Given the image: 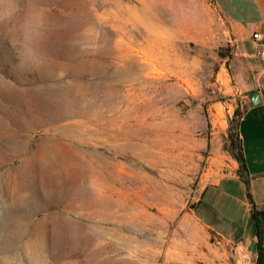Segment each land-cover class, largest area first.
Masks as SVG:
<instances>
[{
    "label": "rangeland",
    "instance_id": "1",
    "mask_svg": "<svg viewBox=\"0 0 264 264\" xmlns=\"http://www.w3.org/2000/svg\"><path fill=\"white\" fill-rule=\"evenodd\" d=\"M235 39L215 0H0V264H246L205 226L232 201L252 240L264 201L232 148L264 62Z\"/></svg>",
    "mask_w": 264,
    "mask_h": 264
},
{
    "label": "crops",
    "instance_id": "2",
    "mask_svg": "<svg viewBox=\"0 0 264 264\" xmlns=\"http://www.w3.org/2000/svg\"><path fill=\"white\" fill-rule=\"evenodd\" d=\"M244 1L247 3V6L245 7L242 4ZM215 2L218 8L228 18L232 26V31L236 38V49L238 48L240 43L250 40L254 32L260 31L264 33V0H215ZM238 11H244L245 15L243 13H241V15L243 14L242 16L238 15ZM235 56L242 57L243 55L238 52L235 54ZM236 83L240 88V93H242L240 100L238 134L241 138L242 147L244 149L247 160L250 159L251 162L256 163L259 162V159L264 158V142L261 140L259 134L261 130H263L264 124L261 125L262 127H259L257 124H255L258 120L264 121V100L261 94H259L262 102L256 105L252 103L250 95L257 87V79L254 83L246 81L238 82L237 80ZM247 116H250L248 123ZM243 123H246L245 129H243ZM244 175L247 178H250V176L262 177L264 176V172L260 171L251 174H247L246 172ZM262 179L264 180L263 177ZM235 181H242V179L239 176L226 177L218 180L213 185L206 187L203 190L202 195L198 201L197 208L202 204L218 205V198H221L218 194L229 193L230 187L232 186L231 182ZM254 199L258 203L257 205L264 206V201L258 200L257 197H255ZM240 203L242 208L243 206L246 208L249 219L248 198L247 202H245V205H243V200L240 201ZM233 206L234 205L232 201L229 203H224L223 211L220 214V219H222L223 224L218 223L216 227L208 224L205 226L215 232L225 241L236 244L240 253V257L246 260V264L251 261L252 258H254L255 264V251L254 249H252V246H254L256 241L255 236L252 240H249L244 234L245 230L249 226V223L245 222L243 226L244 228L239 237L231 234V231L229 230L233 223Z\"/></svg>",
    "mask_w": 264,
    "mask_h": 264
},
{
    "label": "trees",
    "instance_id": "3",
    "mask_svg": "<svg viewBox=\"0 0 264 264\" xmlns=\"http://www.w3.org/2000/svg\"><path fill=\"white\" fill-rule=\"evenodd\" d=\"M232 141V148L236 151L234 158L240 165V174L243 175L247 172V169L241 138L238 134V124L235 137ZM242 175H240V178L242 181L246 182ZM247 198L249 202V219L255 228V264H264V206L257 205L252 200V196L249 191H247Z\"/></svg>",
    "mask_w": 264,
    "mask_h": 264
},
{
    "label": "built area",
    "instance_id": "4",
    "mask_svg": "<svg viewBox=\"0 0 264 264\" xmlns=\"http://www.w3.org/2000/svg\"><path fill=\"white\" fill-rule=\"evenodd\" d=\"M251 39L255 45L253 57L264 62V33L260 31L254 32L251 36ZM260 77L264 78V68L260 71Z\"/></svg>",
    "mask_w": 264,
    "mask_h": 264
},
{
    "label": "water",
    "instance_id": "5",
    "mask_svg": "<svg viewBox=\"0 0 264 264\" xmlns=\"http://www.w3.org/2000/svg\"><path fill=\"white\" fill-rule=\"evenodd\" d=\"M253 104H260L262 102L259 93L253 92L250 95Z\"/></svg>",
    "mask_w": 264,
    "mask_h": 264
},
{
    "label": "bare ground",
    "instance_id": "6",
    "mask_svg": "<svg viewBox=\"0 0 264 264\" xmlns=\"http://www.w3.org/2000/svg\"><path fill=\"white\" fill-rule=\"evenodd\" d=\"M185 230V229H184Z\"/></svg>",
    "mask_w": 264,
    "mask_h": 264
}]
</instances>
